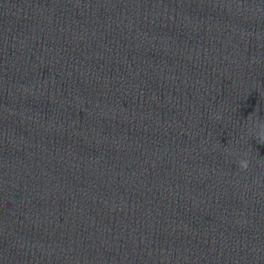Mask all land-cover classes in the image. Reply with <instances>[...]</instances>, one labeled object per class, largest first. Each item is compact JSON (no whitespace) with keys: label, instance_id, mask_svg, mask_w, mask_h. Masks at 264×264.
Wrapping results in <instances>:
<instances>
[{"label":"clouds","instance_id":"9594fccd","mask_svg":"<svg viewBox=\"0 0 264 264\" xmlns=\"http://www.w3.org/2000/svg\"><path fill=\"white\" fill-rule=\"evenodd\" d=\"M249 119H251V117H249ZM258 142L262 145H264V132L258 134ZM239 166L242 170H246L249 167V162L248 160H241L239 162Z\"/></svg>","mask_w":264,"mask_h":264}]
</instances>
